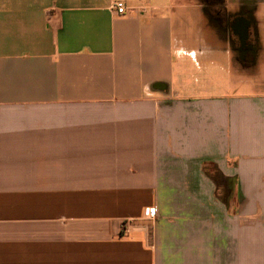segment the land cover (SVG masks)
I'll list each match as a JSON object with an SVG mask.
<instances>
[{"label":"crops","instance_id":"crops-1","mask_svg":"<svg viewBox=\"0 0 264 264\" xmlns=\"http://www.w3.org/2000/svg\"><path fill=\"white\" fill-rule=\"evenodd\" d=\"M0 264H264V0H0Z\"/></svg>","mask_w":264,"mask_h":264},{"label":"built area","instance_id":"built-area-1","mask_svg":"<svg viewBox=\"0 0 264 264\" xmlns=\"http://www.w3.org/2000/svg\"><path fill=\"white\" fill-rule=\"evenodd\" d=\"M112 9L114 12L118 15H126L127 8L122 2H117L113 5ZM156 216V211L155 209H149L145 213V218L147 219H154Z\"/></svg>","mask_w":264,"mask_h":264}]
</instances>
